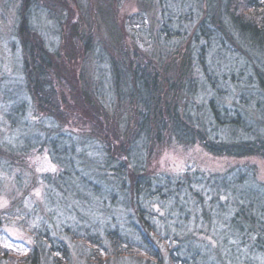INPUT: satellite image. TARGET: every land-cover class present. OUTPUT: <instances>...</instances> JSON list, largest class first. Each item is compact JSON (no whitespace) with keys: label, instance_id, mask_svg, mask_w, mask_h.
I'll return each mask as SVG.
<instances>
[{"label":"trees","instance_id":"1","mask_svg":"<svg viewBox=\"0 0 264 264\" xmlns=\"http://www.w3.org/2000/svg\"><path fill=\"white\" fill-rule=\"evenodd\" d=\"M72 1L80 9L78 2ZM123 1L128 0H110L111 11L102 10L101 7L98 10L101 20L108 25L111 37L117 41L109 48L106 43L103 45L109 55L114 96L120 104L126 102L131 110L126 115V127L118 131V125L113 129L114 133L108 126L104 128L105 123L100 118V106L97 104L100 93L93 89L95 85L85 76L80 77L69 71L65 65L66 62H89L94 30L91 22L87 21L84 28L83 20L96 21L91 11L78 16L68 0H20L16 11L22 85L35 114L53 118L60 126L76 125L80 120L92 127V134L103 142L109 159L119 161L115 174L102 178L107 180L113 176L121 184L119 191L126 194L127 190L129 206L137 220L136 225L132 224L133 230L128 235L126 233V239L108 229L104 230L103 238L95 233H71L70 237L87 246L90 250L88 260L97 263H103L110 257L128 255L162 264L165 252L169 264H207L195 247V232L180 237H163L157 226L145 218L146 209L143 206L153 198H157L161 204L171 197L182 195L189 209L185 205L180 209L181 221L186 224L190 222L192 209L199 212V220L193 222L194 225L210 221L217 214L222 218L220 222L223 227L235 229L238 247L264 252L263 186L262 189L251 188L244 184L242 175H239L229 177L233 179L232 182L222 177L216 180L219 181L218 186L215 183L210 186L208 182L207 186L210 187H197L195 184L206 178L197 170L184 171L174 178L161 177L150 168L152 157L170 145L186 148L199 146L216 157H258L264 160V68H261L264 66V0H202L203 4L194 16L192 9L191 13H185L187 8L184 12L172 13L167 4L161 5V0H158L160 22L154 34L159 39H177L186 34H182L186 29L182 22L186 18H199L189 39L186 36L181 40L183 48L176 46L172 49L176 71L170 77L165 73L171 63L160 71L141 50L135 48L129 51L125 43L120 42L125 35L122 25L133 31L140 30L133 19L145 20L141 11L153 8L155 0H137L141 11L122 14L119 28L116 20L119 19L118 10ZM33 6L43 8L58 26L60 44L55 51L48 48L46 39L31 26L28 15ZM174 21L177 26L173 25ZM226 39L228 43H225ZM211 41H216L226 51L233 45L236 50L255 60L252 70L242 68L238 75L231 71L228 77L225 73L220 77L214 75L203 61L206 47H210ZM113 51L119 56H112L110 52ZM194 71H198L204 84L194 76ZM123 86L126 87V96L122 95ZM204 88L206 95L203 101L200 93ZM228 98L227 104L225 101ZM15 112L12 109L8 116L5 115L6 119L13 122ZM60 136L55 139L48 136L46 141L51 142L48 147L56 150L64 138ZM139 153L144 156L142 160L138 157ZM50 154L54 161L61 163ZM0 155L8 163L17 164V155L3 150H0ZM69 174L70 171L65 169L58 176L62 178ZM125 176L129 181L127 184ZM222 187H225V199L219 201ZM95 189L98 187L95 186ZM118 195L117 192L113 193L109 200L112 202ZM206 196L209 199L205 201L203 197ZM37 235L40 241L38 246L28 251L26 264L67 263L68 247L62 239L49 236L47 229L44 233L39 231ZM186 242H193L194 248ZM222 242L232 247L228 239Z\"/></svg>","mask_w":264,"mask_h":264},{"label":"rangeland","instance_id":"2","mask_svg":"<svg viewBox=\"0 0 264 264\" xmlns=\"http://www.w3.org/2000/svg\"><path fill=\"white\" fill-rule=\"evenodd\" d=\"M76 1L80 9L72 0H68V3L74 7L78 16L83 13L86 15L87 11H91V16L96 19V21L83 20L84 28L87 22H91L94 39L88 63L77 61L66 62L65 65L77 76L83 75L91 80L95 85L93 89L99 91V97L97 92H94L98 97L97 104L100 106L98 112L101 114L102 123H105L104 128L108 126L113 131L119 125L117 130L123 131L126 127V115L130 114L131 110L126 106V102L120 104L114 96L109 55L103 48L106 44L107 48L114 46L117 41L111 37L108 25L101 20L98 13L99 7L111 11L112 5L109 4L110 0ZM19 3L20 0H0V150L18 156L15 165L0 157V264H26L25 257L28 251L38 246L40 241L37 233L39 231L44 233L45 229L49 236L62 239L68 247L69 256L66 264H155L154 260L147 262L145 258L138 259L128 255L110 257L103 263L92 262L88 260L89 248L70 237L71 233L75 235L95 233L103 238L104 230L108 229L116 231L126 239V233L128 235L129 231L133 230L137 220L129 206L127 190L126 194L124 191H119L121 184L113 176L105 180L107 176L115 174L119 161L109 159L103 142L92 134V127L80 120H77L76 125L60 126L53 118L35 114L31 100L22 85L21 50L16 35V11ZM162 3L167 4L172 13L184 12L186 8L185 13H191L192 9L193 16L203 4L202 0H161V5ZM140 11L137 0L123 1L119 6V19L116 20V24L119 28L122 25L119 21L122 14ZM142 14L145 20L133 19V22L140 26V30L133 31L122 25L125 35L123 39L120 38V42H124L129 51L135 48L141 50L160 71H164L171 63L165 75L173 76L176 63L172 60V49L176 46L183 48L184 44L180 45L181 40L186 36V39H189L188 36L195 29L199 18L192 16L190 19L186 18L182 22L187 29H184L182 34H186L180 35L177 39H159L154 34L160 22L158 0L154 1L153 8L142 10ZM28 17L32 28L42 34L48 48L55 51L60 44V33L56 22L38 6L32 7ZM173 25L177 26V22L174 21ZM225 43H228L227 39ZM209 46L206 47L203 61L208 65L209 70L219 77L223 73L228 77L231 71L238 75L242 68L251 71L253 62H256L236 50L233 45L229 51L223 50L216 41H211ZM110 54L119 56L116 51ZM259 56L262 58L261 54ZM262 62L264 63L263 58ZM195 75L202 83L203 78L198 71H194ZM219 84L223 86L220 81ZM205 91L206 88L201 90L200 98H205ZM64 93L66 92L62 94ZM122 93L126 96L124 86ZM225 103H229V98ZM12 109L16 110L13 122L6 119ZM103 115H107L106 121ZM60 134L59 138H64L57 149L49 148L51 142L46 141V138L55 139ZM50 152L61 163L54 161ZM138 157L142 160L144 156L139 153ZM129 160L133 163V159ZM150 168L161 177L174 178L184 171L197 170L198 174L206 177L202 178V182L195 184L197 187H205L208 182L210 186L214 183L218 186L219 181L216 180L227 177L226 181L232 182L233 179L229 177L239 175H242L244 184L251 188L264 187L263 159L216 157L199 146L164 147L152 157ZM65 169L70 171L69 176L60 178L58 175L63 174ZM125 179L126 184L129 183L126 176ZM206 179L208 181L204 182ZM95 186L98 189H95ZM225 187L228 188L226 185ZM225 187L220 189L222 193L218 197L219 201L225 199L223 193ZM116 192L119 195L113 198L112 203L109 197ZM203 198L206 201L209 196ZM148 203L143 206L146 209L145 218L157 226L163 237L166 235L180 237L185 233L195 232L197 240L195 247L207 264H264V252L238 247L235 229L223 227L220 222L222 218L217 214L210 221L194 225L193 222L199 220V212L190 209L192 215L190 222L186 224L181 221L180 209L184 205L189 209L188 202L184 201L182 195L171 197L161 204L157 198H153ZM226 239L232 247L222 242ZM186 243L194 248L193 242ZM163 254L162 264H169L166 253ZM103 255L105 256L104 252Z\"/></svg>","mask_w":264,"mask_h":264}]
</instances>
